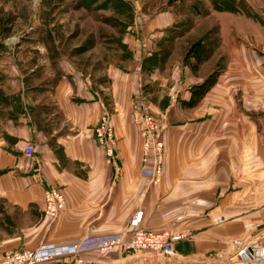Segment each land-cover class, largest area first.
Here are the masks:
<instances>
[{"label": "crops", "instance_id": "1", "mask_svg": "<svg viewBox=\"0 0 264 264\" xmlns=\"http://www.w3.org/2000/svg\"><path fill=\"white\" fill-rule=\"evenodd\" d=\"M181 5L190 17L180 14ZM128 7L129 14L118 13L128 24L120 50H75L83 57L96 52L91 64L90 55L76 64L48 33L49 44L30 35L34 42L16 50L0 48V259L52 242L75 243L79 252L38 264H139L145 253L99 249L137 211L143 229L188 234L162 264H240L228 242L264 237V0ZM202 36L208 58L193 71L183 55ZM215 70L202 99L182 107L191 87ZM142 89L148 108L166 115L156 185L131 121ZM104 111L116 138L112 161L93 137ZM29 144L32 155L24 151ZM48 185L65 197L55 219L43 212Z\"/></svg>", "mask_w": 264, "mask_h": 264}, {"label": "built area", "instance_id": "2", "mask_svg": "<svg viewBox=\"0 0 264 264\" xmlns=\"http://www.w3.org/2000/svg\"><path fill=\"white\" fill-rule=\"evenodd\" d=\"M138 92L132 102L131 121L135 126L142 144V162L150 169V185L161 181L164 166L165 145L162 138L166 127L165 113L154 115L144 106V98ZM96 143L105 152L108 161L114 159L116 138L110 120V114L104 111L93 128ZM25 154L32 155L31 144L25 147ZM65 208V197L58 186L48 185L43 191V212L55 219ZM142 211H137L130 219L128 228L120 235L104 240L99 249L118 250L120 252H140L139 264H145L152 259V264H162L175 256L174 243L184 239L187 233L171 234L167 230L151 231L140 226ZM220 218L218 219V221ZM252 224L245 225L247 230ZM233 247L230 258L240 264H257L264 262V237H240L228 242ZM79 252L77 244L42 243L35 249H15L7 251L0 259V264H38L40 262L65 256H75ZM78 259V263L81 264Z\"/></svg>", "mask_w": 264, "mask_h": 264}, {"label": "rangeland", "instance_id": "3", "mask_svg": "<svg viewBox=\"0 0 264 264\" xmlns=\"http://www.w3.org/2000/svg\"><path fill=\"white\" fill-rule=\"evenodd\" d=\"M103 0H0V48L16 50L21 43H29L28 36L34 35L42 37L44 43H48L47 33L52 37L50 41L53 47L61 50L66 56L69 53L76 64H86V57L89 64L96 62L98 58L96 52L91 54L77 55L75 50L91 46L89 49L112 48L120 50L118 41L122 40L127 32L128 24L123 23L121 14H129L131 7L129 2L139 3L144 8L151 5L158 9L162 2L167 0H121L122 6L118 5V0H104V7L100 3ZM99 3V4H98ZM184 5V3L182 4ZM180 6V14L190 17L187 6ZM154 9H156L154 7ZM205 12L207 8L202 4ZM55 12V16L51 14ZM118 13H121L120 15ZM118 17L119 20L115 18ZM27 39V40H26ZM16 59V57H15ZM92 69V68H91ZM144 106L158 115L162 112H152L147 104V91L142 89ZM139 135V134H138ZM123 253V252H122Z\"/></svg>", "mask_w": 264, "mask_h": 264}, {"label": "trees", "instance_id": "4", "mask_svg": "<svg viewBox=\"0 0 264 264\" xmlns=\"http://www.w3.org/2000/svg\"><path fill=\"white\" fill-rule=\"evenodd\" d=\"M8 1V0H3ZM112 1V0H111ZM118 5L122 6V1L118 0ZM209 47L202 36L192 41L183 55V62L188 64L193 71L198 70L200 65L208 58ZM219 71L215 70L210 73L201 83L193 85L190 89V97L188 100L181 101V106L191 108L196 105L206 92L216 82Z\"/></svg>", "mask_w": 264, "mask_h": 264}]
</instances>
